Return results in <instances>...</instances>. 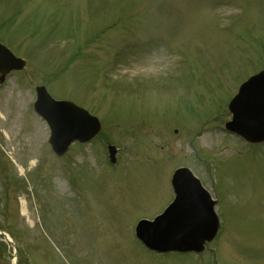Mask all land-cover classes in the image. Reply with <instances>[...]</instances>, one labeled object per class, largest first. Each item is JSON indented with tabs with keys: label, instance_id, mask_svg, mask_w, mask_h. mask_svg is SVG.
Masks as SVG:
<instances>
[{
	"label": "rangeland",
	"instance_id": "rangeland-1",
	"mask_svg": "<svg viewBox=\"0 0 264 264\" xmlns=\"http://www.w3.org/2000/svg\"><path fill=\"white\" fill-rule=\"evenodd\" d=\"M215 1L0 0V41L27 60L0 86V228L14 242L0 234V264H264V147L222 129L264 67V0H223L238 16ZM39 84L98 116L95 139L55 154ZM181 164L219 199L222 229L199 254L135 232L172 200Z\"/></svg>",
	"mask_w": 264,
	"mask_h": 264
},
{
	"label": "water",
	"instance_id": "water-1",
	"mask_svg": "<svg viewBox=\"0 0 264 264\" xmlns=\"http://www.w3.org/2000/svg\"><path fill=\"white\" fill-rule=\"evenodd\" d=\"M8 57L12 58L11 61L14 60L11 53L8 52ZM9 62V61H7ZM10 63V62H9ZM39 100L37 101V107L46 117L49 118V121H51L52 128H53V139L55 143L58 145V148L61 146H66V143L63 142V139H66L67 142L69 140H72L73 138H79V139H87L90 136V129L92 128H81L80 130H75L74 132H71L68 134V129H66L63 124L62 120H58V116H61L62 110H61V102H55L47 93L43 91V89H39ZM66 112H64L65 118H67ZM53 118L57 119L56 121L53 120ZM62 118V119H65ZM60 125L63 126V129L60 131ZM62 135V136H60ZM64 136V137H63Z\"/></svg>",
	"mask_w": 264,
	"mask_h": 264
}]
</instances>
